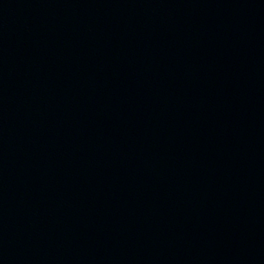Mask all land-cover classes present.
<instances>
[{
  "label": "water",
  "instance_id": "obj_1",
  "mask_svg": "<svg viewBox=\"0 0 264 264\" xmlns=\"http://www.w3.org/2000/svg\"><path fill=\"white\" fill-rule=\"evenodd\" d=\"M0 264H264V0H0Z\"/></svg>",
  "mask_w": 264,
  "mask_h": 264
}]
</instances>
